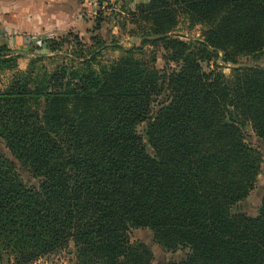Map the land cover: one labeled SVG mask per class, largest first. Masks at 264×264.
<instances>
[{"label":"trees","instance_id":"1","mask_svg":"<svg viewBox=\"0 0 264 264\" xmlns=\"http://www.w3.org/2000/svg\"><path fill=\"white\" fill-rule=\"evenodd\" d=\"M131 14L142 46L116 45L109 64L97 60L103 43L88 52L77 35L79 50L51 72L42 56L19 71L0 45V76L12 73L0 88V264L70 246L75 264H151L131 229L185 252L165 264H264V197L257 216L232 213L262 163L244 133L264 145V67L238 65L264 58V0H148ZM180 17L202 25V39L173 35ZM43 42L52 54L62 46ZM144 45L177 69L159 71Z\"/></svg>","mask_w":264,"mask_h":264},{"label":"rangeland","instance_id":"2","mask_svg":"<svg viewBox=\"0 0 264 264\" xmlns=\"http://www.w3.org/2000/svg\"><path fill=\"white\" fill-rule=\"evenodd\" d=\"M129 1L123 2L121 5L115 4L117 6L118 12H114V5L107 4L103 12L101 13V20L100 26L98 30L95 31H88L87 34L79 37L80 43L84 46L85 51H91L96 49L98 46L104 44L98 52L99 56L97 60L101 64H109L110 62L118 59L122 55V51L117 49L115 46H121L122 49L130 48L133 44L136 47L142 46L139 39L140 36L143 34L140 27L143 24L137 22H132V12L135 11V6L138 3H147L148 0H136L133 7H129ZM109 2V0H108ZM110 9L111 14L107 15L108 10ZM112 14L114 15V19H112ZM95 25V23H94ZM93 29V27H92ZM206 29L202 25H194L191 26L190 23L184 18L180 17L178 20L177 27L175 28L173 35H176L177 38L183 41H190V40H197L202 39L203 35L205 34ZM74 34H66L58 39H50L48 41H57L60 40L59 43H62L61 49L59 50L58 54L49 53L48 50L45 48H40L39 41H36L37 46L30 48L27 50L26 55H18L21 59L17 60V67L19 71H23L27 68L30 59L42 56L44 57L43 60L37 64V67H42L45 71L51 72L57 65L61 64H68V56H74L76 50H79L80 47L74 46L71 40ZM91 37L97 38L99 43H95V41H91ZM47 41V40H46ZM45 41V42H46ZM144 50L146 51H154L156 54V62L155 67L159 71H173L177 69V66L174 63H165L162 59V50L152 48L149 45H144ZM14 55V54H13ZM241 67L246 66H259L264 67V58L261 59H246L242 58L239 61V65ZM75 67H77V63H75ZM203 70L208 72L214 67L211 65L202 64ZM218 70L228 75L231 69L230 65H225L218 63ZM11 72L6 71L3 72L0 76V88L5 87L8 84V81L11 78ZM165 101V96L163 95L157 104H161ZM146 123L141 124L138 127V133L144 139V133L146 128ZM245 141L257 148L261 155H262V163L260 166V173L256 179V183L252 191L249 193L247 198L240 203L236 204L233 209V214H244L249 217H255L258 214L259 207L261 205V201L264 197V145L255 137L254 133L250 128L245 131ZM145 141V140H144ZM0 151L8 156L7 150L4 148L3 143L0 141ZM146 151L148 154H152L150 148L146 146ZM24 179L28 181L29 184H35V181L27 180L26 175H23ZM130 239L132 241H139L145 244L152 252L153 260L151 264H165L169 261H179L184 258L185 252L184 251H177L174 253H167L163 252L153 241V236L150 231L145 229H131L129 231ZM35 264H75L74 258V248L70 246L68 249L57 252L53 255H50Z\"/></svg>","mask_w":264,"mask_h":264},{"label":"crops","instance_id":"3","mask_svg":"<svg viewBox=\"0 0 264 264\" xmlns=\"http://www.w3.org/2000/svg\"><path fill=\"white\" fill-rule=\"evenodd\" d=\"M126 1L109 0V4L117 7L115 4ZM135 1H129L128 6L133 7ZM90 10L85 0H0V45L14 55L24 56L33 41H39V47L44 48L43 41L66 34L82 37L94 25ZM106 14H111L110 9ZM26 38L32 39L29 48Z\"/></svg>","mask_w":264,"mask_h":264},{"label":"built area","instance_id":"4","mask_svg":"<svg viewBox=\"0 0 264 264\" xmlns=\"http://www.w3.org/2000/svg\"><path fill=\"white\" fill-rule=\"evenodd\" d=\"M85 2L88 6L91 7L90 17L92 18V20L97 19L101 15V13L103 12V10L107 6V4L109 3V2H106L104 0H85ZM113 12H118L117 7H114ZM31 42H32V39H30V38L25 39V44L28 48H29Z\"/></svg>","mask_w":264,"mask_h":264}]
</instances>
